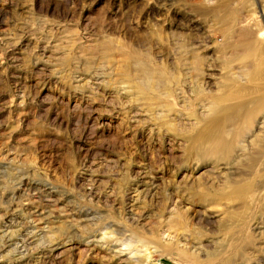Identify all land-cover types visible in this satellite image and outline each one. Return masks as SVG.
<instances>
[{"label": "rangeland", "instance_id": "obj_1", "mask_svg": "<svg viewBox=\"0 0 264 264\" xmlns=\"http://www.w3.org/2000/svg\"><path fill=\"white\" fill-rule=\"evenodd\" d=\"M255 3L0 0V264H264V78L219 20ZM236 80L253 119L206 157Z\"/></svg>", "mask_w": 264, "mask_h": 264}, {"label": "bare ground", "instance_id": "obj_2", "mask_svg": "<svg viewBox=\"0 0 264 264\" xmlns=\"http://www.w3.org/2000/svg\"><path fill=\"white\" fill-rule=\"evenodd\" d=\"M255 4L261 13V20L252 19V17L250 16L247 17L245 15L242 16L241 14H239V16L241 15V17L236 18L233 22L235 14L233 15L231 11V13H228V16L219 19L223 27H221L223 29L221 34V44L223 46L222 51L231 50V55H238L239 53V58L241 57V59L245 62L237 67L230 68L229 66H226L232 71V74L230 75H232L234 79L237 78V80L241 78L242 73L244 74L243 78L245 79L244 76H246L248 78V81L250 79L254 80L255 78H257L256 80H258V77L264 78V30L261 28V24H264V0H256ZM236 22L238 23L237 27H235L234 25H230ZM237 80L232 82L233 85L236 86V91L224 94V96L218 99L216 98L213 101V111L218 115V117H220L218 119H212L210 122H208L203 131L199 132L196 136L193 137V142L199 148L201 147L204 149V154L206 155V157L217 156L219 158L223 152L231 149L230 144L225 140L224 137L225 128L228 125H231L233 120L239 119L241 117L243 118V121L246 120L244 123V127L242 126V132L248 126V123L251 121L250 119H253L249 114V116L243 114L245 111L247 112V110H249L250 106V103H248V100L246 98L256 92L254 89L244 90L246 87L243 88L242 85H237ZM255 82L256 81H254V83ZM244 93L247 94V96ZM245 99L247 100V103H244ZM232 101H234V104L236 103V101L237 103L235 105L230 104L231 106L228 105V107H226L225 103H233ZM262 109H264V106H257L253 110L263 111ZM258 124H264V117ZM258 154L261 153H257V155ZM233 188L235 190L239 189V187Z\"/></svg>", "mask_w": 264, "mask_h": 264}]
</instances>
